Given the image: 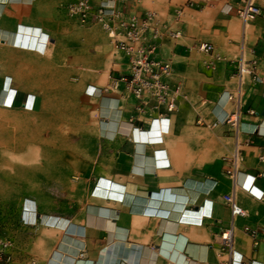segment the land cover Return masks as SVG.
<instances>
[{"label": "crops", "instance_id": "obj_1", "mask_svg": "<svg viewBox=\"0 0 264 264\" xmlns=\"http://www.w3.org/2000/svg\"><path fill=\"white\" fill-rule=\"evenodd\" d=\"M69 1L0 0V97L16 90L11 105L0 100V111L33 106L45 121L44 109L56 110V100L71 96L75 102L62 118L68 113L72 119L61 121L70 125L62 123L46 144L41 169L44 181L71 180L85 191L81 214L44 210L67 219V230L36 222L27 228L38 240H12L14 248L5 249L10 264H264V81L247 75L240 83L236 75L241 57L256 59V72L264 75V16L244 24L237 14L242 0H114L127 14L155 11L162 25L181 30L177 38L163 31L153 53L171 63L170 83L180 93L177 109L166 113L141 111L124 83L111 86L113 77L127 71V58L100 24L82 25L70 17ZM188 1L204 5L185 6ZM257 4L264 10V0ZM201 42L212 43L214 50H199ZM98 43L117 51L106 84L95 74H81L82 67L95 70L106 60L97 64L88 54ZM86 85L102 88V96L86 94ZM86 111L98 122L89 128L76 115ZM229 111H238L242 131L229 122H198L222 120ZM52 126L37 130L52 133ZM236 146L243 160L235 194L247 214L232 218L224 200L233 190L225 157ZM103 180L119 184L121 196L112 190L100 195ZM98 206L108 210L119 236L88 224V209ZM26 215L34 219L33 212ZM164 219L172 221L171 230L161 229ZM231 225L229 250L220 236ZM246 226L259 231L257 244ZM65 231L76 240H61Z\"/></svg>", "mask_w": 264, "mask_h": 264}, {"label": "built area", "instance_id": "obj_2", "mask_svg": "<svg viewBox=\"0 0 264 264\" xmlns=\"http://www.w3.org/2000/svg\"><path fill=\"white\" fill-rule=\"evenodd\" d=\"M125 2L126 0H120ZM204 4L188 1L185 6L202 7ZM68 15L82 25L98 23L107 33L115 48L121 51L127 58V71L120 73L112 78V87H118L124 83L132 94L139 100L138 108L143 111L144 107H150L161 112H174L177 109V100L180 95L178 88H173L170 78L173 72L169 61H162L153 57L157 46V40L162 36L163 31L171 37H180V29H172L162 25L159 14L155 11H147L144 15L127 14L124 6L118 7L114 0H101L95 4L93 0H71L65 4ZM183 7L177 12L182 13ZM237 14L244 24L255 20L258 16H264V10L257 4V0H242L237 9ZM198 49L204 52L214 50V45L210 42H201ZM257 60H245L241 57L237 62L236 75L240 83L247 75H252L256 81H264V75L257 74ZM108 89V88H105ZM102 93V88L100 89ZM241 94V88L238 91L237 99ZM229 100L234 96L229 94ZM238 101V100H237ZM254 112V110H250ZM201 124L215 126L221 123H231L239 126L238 111L232 112L230 116L223 121L218 117L214 122L208 124L201 117L198 119ZM264 160V154L260 155ZM225 173L233 181V190L224 195L226 204L230 207L232 218L244 216L247 211L238 204L236 200L235 189L238 185V175L241 170L243 155L241 149L236 146L235 150L229 156L225 157ZM245 229L254 237L255 244L258 243V230L246 226ZM234 226L231 225L221 233L223 247L229 250L233 248ZM12 246L9 240H0V259L3 258L6 248ZM4 264V263H2Z\"/></svg>", "mask_w": 264, "mask_h": 264}, {"label": "rangeland", "instance_id": "obj_3", "mask_svg": "<svg viewBox=\"0 0 264 264\" xmlns=\"http://www.w3.org/2000/svg\"><path fill=\"white\" fill-rule=\"evenodd\" d=\"M88 54L96 57L97 64L106 60L95 70L82 67L81 74H95L102 84H106L108 82L107 70L109 72L114 66L113 62L117 51L113 50L110 43H98L97 46L90 47ZM65 65L72 67L71 64ZM70 76L72 77V75ZM99 88L86 85L84 92L91 94V91L98 92ZM97 96H102V93ZM55 102L56 106L60 104L62 117L64 108L71 107L75 101L71 96H66ZM44 105H46L45 102ZM86 107L90 108L89 105ZM25 108L27 110L25 112L0 111V240H35L38 236L35 230L27 227H33L36 222H42L41 216L44 214V210L63 213L65 216L78 215L81 214L80 211H82L85 202L83 185H78L71 180L44 181V171L41 169L45 157L44 136L49 141L52 139V133H42L37 128H49L52 125V119L56 120V110L53 108L44 109L45 112L47 111V118L44 121V115H37L40 113L39 109L33 106L31 108L25 106ZM76 115L80 119L82 127L86 125L89 128L90 125L98 123L95 114L93 115L90 111L82 113L81 116ZM65 118L72 119V115L66 113L62 118L64 122ZM61 121L57 124V131L62 126L63 122ZM63 125L67 128L70 124L63 123ZM29 126L32 129L27 128ZM25 136H27L26 141ZM27 200H33L36 204L33 220L28 219L26 215ZM4 253L0 264H10V251L7 249Z\"/></svg>", "mask_w": 264, "mask_h": 264}, {"label": "bare ground", "instance_id": "obj_4", "mask_svg": "<svg viewBox=\"0 0 264 264\" xmlns=\"http://www.w3.org/2000/svg\"><path fill=\"white\" fill-rule=\"evenodd\" d=\"M10 89H11V91H9V89L5 90L4 95H1V97H0V100H1V102H3V105H7V104L11 105L12 102H13L12 100H13L14 92L16 90L14 88H10ZM92 93L100 94V88L98 89V92L95 90ZM226 96H227V99H228L229 93H227ZM61 111H62V109L60 108V104H59V105H57V108H56V111H55L56 112V115H55L56 117L55 118H57V119L56 120L54 118L52 119V125H53L52 126V137L53 138L55 137V135H58L57 134L58 131H57L56 127H57V124L59 123V121H61V119H62ZM231 114L232 113L229 111L226 114V116L222 119V121L225 118H227L228 116H230ZM239 126L241 127V122H240ZM26 139H27V136H25V141H26ZM42 141H43V137H42ZM48 142H49L48 139L44 136V151L45 152L47 151L46 148H45L46 147L45 144H47ZM54 150H56V147H55ZM45 152H44V155L46 156L47 154ZM240 172H241V170H240ZM100 183L101 184H99V186L97 185L98 186L97 192L100 193V195L101 194H107V192H111V190H112L113 195L121 196V192L122 191L120 189L119 184H116V183L115 184H110V182L108 183L107 180H103ZM197 187L198 186L195 185L194 186V190H196ZM169 197H171V196H169ZM26 206L28 208V209H26V211L28 213L33 212L35 210V208H36V204H35V202L33 200H27ZM89 208H92V206L90 207V205H89ZM149 209L153 210V207L152 208L150 207ZM41 218H42L43 222L48 223L50 225H57V226L63 227V229L66 228L65 230H67L69 228V222L65 218L57 217V216L50 215V214H42ZM87 222H88V224L99 226V227L104 228L105 230H109V232H110V234H112V236H114V235H118L119 236L120 235L119 233H116V228L117 227H116V225H114L113 220L108 215V210H106L105 208H100V206H98L95 210L88 209ZM171 222H172L171 220L164 219L163 223L161 225V229H163V228H169L170 229V227L172 226ZM171 229H172V227H171ZM61 240H76V239L72 235H70L67 231H65L64 236L62 237ZM78 264H82V262H79Z\"/></svg>", "mask_w": 264, "mask_h": 264}]
</instances>
